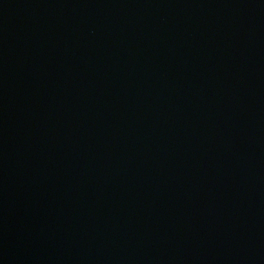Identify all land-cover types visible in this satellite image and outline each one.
Returning <instances> with one entry per match:
<instances>
[{"label": "water", "instance_id": "obj_1", "mask_svg": "<svg viewBox=\"0 0 264 264\" xmlns=\"http://www.w3.org/2000/svg\"><path fill=\"white\" fill-rule=\"evenodd\" d=\"M0 264H264V0H0Z\"/></svg>", "mask_w": 264, "mask_h": 264}]
</instances>
